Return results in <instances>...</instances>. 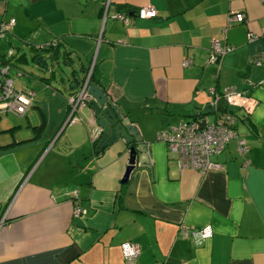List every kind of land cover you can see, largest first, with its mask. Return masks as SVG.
Masks as SVG:
<instances>
[{
    "label": "crops",
    "instance_id": "1",
    "mask_svg": "<svg viewBox=\"0 0 264 264\" xmlns=\"http://www.w3.org/2000/svg\"><path fill=\"white\" fill-rule=\"evenodd\" d=\"M146 6L157 16L138 17ZM236 13L244 21L229 24ZM12 18L0 56L14 46V61L48 57L50 69L38 67L67 104L36 135L45 122L40 97L52 89L27 84L35 95L18 117L30 133L18 137L20 120L0 117V264H264V70L251 62L264 54V0H5L0 23ZM52 40L55 51L38 48ZM214 41L233 49L209 63ZM89 71L150 142L125 183V142L95 152L86 109L64 126L68 96ZM226 87L250 98L247 109L228 107L238 136L210 157L216 169L179 168L157 132ZM32 109L39 118L30 121ZM206 226L210 237L184 234ZM127 241L140 247L131 261L121 249Z\"/></svg>",
    "mask_w": 264,
    "mask_h": 264
},
{
    "label": "built area",
    "instance_id": "2",
    "mask_svg": "<svg viewBox=\"0 0 264 264\" xmlns=\"http://www.w3.org/2000/svg\"><path fill=\"white\" fill-rule=\"evenodd\" d=\"M5 0H0V4ZM136 15L140 18H154L157 11L152 6L139 8ZM118 17L128 23L126 16L119 14ZM244 15L241 13L233 14L230 22H243ZM15 19L8 22L0 23V34L8 32L12 29ZM253 39V35L250 34ZM57 43L54 40L51 44ZM233 49V46L222 45L219 41H214L212 45L209 63L218 61L222 55ZM13 50L9 49L6 57L0 56V117L8 114L23 115L31 107L35 92L31 89L17 87L14 80L10 77V71L14 67L18 76L24 73L14 66L12 62ZM251 62L256 66L262 67L264 70V54H259L251 58ZM190 60L183 61L184 66H188ZM92 72L86 74V79L81 82L79 89L68 96L70 110L79 100V105L86 103L84 89L90 83ZM210 92L214 96V101L209 105L212 114L199 118H188L179 121L177 124L169 125L157 132V138L169 147L172 152L177 155L178 166L181 169H191L200 174H204L208 170L216 169L218 165L211 161L210 157L220 153L225 146L238 136L234 126L236 117L228 110L230 105L248 108V93L237 91L233 87H226L218 92L211 88ZM79 118L75 115L70 122H75ZM69 122V123H70ZM237 148L240 152L247 150L245 142L238 140ZM76 212L80 213L81 208L77 207ZM187 235H200L202 237H210L212 230L210 226H206L197 230H184ZM121 249L125 260L131 261L139 255L140 247L135 242H123Z\"/></svg>",
    "mask_w": 264,
    "mask_h": 264
},
{
    "label": "water",
    "instance_id": "3",
    "mask_svg": "<svg viewBox=\"0 0 264 264\" xmlns=\"http://www.w3.org/2000/svg\"><path fill=\"white\" fill-rule=\"evenodd\" d=\"M48 57L39 56L35 63L42 69L49 70L46 65ZM86 75L79 82L86 79ZM79 80V78H76ZM86 103L79 105V100L69 111V115L64 123L66 126L75 115H81L84 109L88 111L89 125L93 129L90 140L94 144V151L100 152L108 146H112L122 140L128 145L129 161L125 169L121 182L125 183L129 179L131 171L136 164L143 165L148 159V146L150 142L143 139L141 132L135 123L129 120L124 107L109 99L104 90L95 83H89L84 89ZM206 106L204 110H209Z\"/></svg>",
    "mask_w": 264,
    "mask_h": 264
},
{
    "label": "rangeland",
    "instance_id": "4",
    "mask_svg": "<svg viewBox=\"0 0 264 264\" xmlns=\"http://www.w3.org/2000/svg\"><path fill=\"white\" fill-rule=\"evenodd\" d=\"M7 32L0 34V52L6 51L8 48V41L7 39L2 38ZM13 50H15V47L12 46ZM14 63V66H17V68L24 73L22 76H18L14 67L10 71V77L14 80V83L17 87L23 88L24 85L33 86L37 90H40L41 88H45L47 86L48 88L52 89L49 94H42L40 97V102L42 105V109L45 116V122L46 124L43 127V131L45 130V133H48L47 128L50 126V121H58L59 118L62 119L64 108L67 104V98L65 96V92L63 93V88L58 85L56 80L52 79L50 82H47L48 80L44 77L48 76V73H46L44 70L40 69L38 65L35 63V60H32L30 55H27L26 60H12ZM58 66V65H57ZM58 67H62L63 70H65V67L63 65H60ZM32 71V73H31ZM30 77V79H28ZM50 83V84H49ZM54 87H59V89H62V93L59 91L54 90ZM61 91V90H60ZM40 94V95H41ZM63 106L62 114L59 115V111L61 110V107ZM19 115L16 114H8L5 116H2L3 123H11L12 121H15V123L20 122V127L14 129V131L19 132L18 137H22L24 135H27L30 133V130L27 129V119L26 118H19ZM61 116V117H60ZM30 121L37 120L39 118L38 110L32 109L30 114ZM13 118H18L20 121L17 122V120H12ZM143 121V119H141ZM174 121V120H172ZM6 133H9L6 132ZM53 133V132H51ZM22 135V136H19ZM51 135V134H49Z\"/></svg>",
    "mask_w": 264,
    "mask_h": 264
},
{
    "label": "trees",
    "instance_id": "5",
    "mask_svg": "<svg viewBox=\"0 0 264 264\" xmlns=\"http://www.w3.org/2000/svg\"><path fill=\"white\" fill-rule=\"evenodd\" d=\"M53 41H54V40H52V41H50V42H48V43H46V44H44V45H41V46H39L38 48H39L40 50L45 49L46 51H55V50H56L55 48H57L58 42H57L55 45H52L51 43H52ZM52 54H54V53L52 52ZM39 56H40V55H37V54H36V55L32 58V60H36ZM51 56L53 57V55H51ZM90 78H91V80H94V72H92ZM211 114H212V112H211L210 110H201V111L196 112V113L193 114L192 116H189V117H187V118H185V119H188V118H194V119H196V118H199V117L210 116ZM44 124H45V122H44V120H42V121H41V124L34 128V129H35V132H36V135H37V134L40 132V130L43 128ZM34 137H36V136H34Z\"/></svg>",
    "mask_w": 264,
    "mask_h": 264
}]
</instances>
